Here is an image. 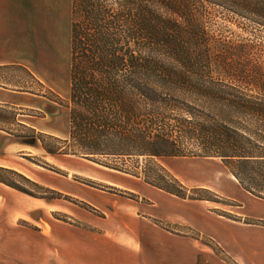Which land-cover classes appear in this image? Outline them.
Here are the masks:
<instances>
[{
  "label": "rangeland",
  "instance_id": "374dc122",
  "mask_svg": "<svg viewBox=\"0 0 264 264\" xmlns=\"http://www.w3.org/2000/svg\"><path fill=\"white\" fill-rule=\"evenodd\" d=\"M55 10L33 0L36 64L0 69V81L25 92L26 103L0 104V264H23L24 250L38 247L51 226L65 240L49 237L48 264H75L67 252L82 247L73 239L99 233L95 221L123 210L146 217L176 245L190 243L195 264H264V197L244 189L221 158L200 155L193 141L181 139L180 156L73 153L67 0H56ZM206 24L219 57L264 71L263 26L219 6L208 7Z\"/></svg>",
  "mask_w": 264,
  "mask_h": 264
},
{
  "label": "trees",
  "instance_id": "16d2710c",
  "mask_svg": "<svg viewBox=\"0 0 264 264\" xmlns=\"http://www.w3.org/2000/svg\"><path fill=\"white\" fill-rule=\"evenodd\" d=\"M209 6L264 27V0H73V153L180 156L185 138L264 197V71L217 55Z\"/></svg>",
  "mask_w": 264,
  "mask_h": 264
},
{
  "label": "crops",
  "instance_id": "0c3cea01",
  "mask_svg": "<svg viewBox=\"0 0 264 264\" xmlns=\"http://www.w3.org/2000/svg\"><path fill=\"white\" fill-rule=\"evenodd\" d=\"M49 1L53 11H56V0ZM67 2L70 15L67 59L71 65L72 0ZM32 7L33 0H0V69L7 70L17 64L27 67L36 64L39 39L36 36L33 38ZM24 93L15 90L9 82L0 81V104L26 106L22 100ZM94 224L98 225L99 233L89 232L73 239L82 247L67 252V257L75 260V264H195L190 243L176 245L172 243L175 238L168 234L159 231L155 234L156 230L147 218L137 212L117 211L116 216L107 215ZM55 231L54 226L50 231H43L39 246L30 244V248L24 250L22 263L48 264L49 237L65 240L59 231Z\"/></svg>",
  "mask_w": 264,
  "mask_h": 264
}]
</instances>
